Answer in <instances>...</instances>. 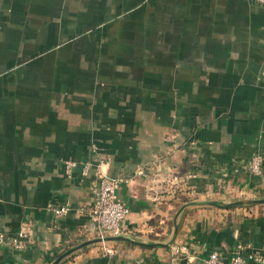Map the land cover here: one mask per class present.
<instances>
[{"label":"crops","instance_id":"obj_1","mask_svg":"<svg viewBox=\"0 0 264 264\" xmlns=\"http://www.w3.org/2000/svg\"><path fill=\"white\" fill-rule=\"evenodd\" d=\"M98 172L128 180L122 239L58 264L264 254V203L226 206L264 199V5L0 0V227L28 236L0 264H51L100 238Z\"/></svg>","mask_w":264,"mask_h":264},{"label":"built area","instance_id":"obj_2","mask_svg":"<svg viewBox=\"0 0 264 264\" xmlns=\"http://www.w3.org/2000/svg\"><path fill=\"white\" fill-rule=\"evenodd\" d=\"M264 5V0H257ZM76 161L66 163V170L71 173L77 167ZM91 167L90 163H84L82 173L87 174ZM250 169L254 174H261V162L258 157H253ZM140 174L144 172L140 171ZM127 179L122 177H110L103 172H98L97 182L94 189L95 203L93 207L94 220L98 223L99 237L105 238L106 234L117 236L122 231V223L130 214V208L118 197V190ZM69 206L64 205L55 209L58 215L66 214ZM10 244L19 250L28 248V236L24 231L8 238L7 234L0 227V249L3 244ZM204 264H264V254L254 250L244 251L242 245H238L235 254L230 260H225L217 250H213L204 260Z\"/></svg>","mask_w":264,"mask_h":264},{"label":"water","instance_id":"obj_3","mask_svg":"<svg viewBox=\"0 0 264 264\" xmlns=\"http://www.w3.org/2000/svg\"><path fill=\"white\" fill-rule=\"evenodd\" d=\"M216 204L215 201H211V200H208V201H201V202H196V201H193V202H190V204ZM254 203H264V199H243V200H238V201H235V202H232V203H228L226 204L227 207H230V206H236V205H242V204H254ZM110 239H114V240H117V239H122L121 236H111V237H105V238H98V239H93V240H87L69 250H67L65 253H63L61 256H59L56 260H54L51 264H58L64 257H66L67 255H69L71 252H73L74 250L80 248V247H83L85 245H88L90 243H94V242H97V241H103V240H110Z\"/></svg>","mask_w":264,"mask_h":264},{"label":"trees","instance_id":"obj_4","mask_svg":"<svg viewBox=\"0 0 264 264\" xmlns=\"http://www.w3.org/2000/svg\"><path fill=\"white\" fill-rule=\"evenodd\" d=\"M243 248H244V247H243ZM248 250H250V249H245V248H244V251H248Z\"/></svg>","mask_w":264,"mask_h":264}]
</instances>
